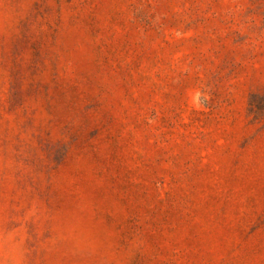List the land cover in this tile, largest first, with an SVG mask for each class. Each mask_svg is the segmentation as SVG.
<instances>
[{
    "label": "rangeland",
    "instance_id": "rangeland-1",
    "mask_svg": "<svg viewBox=\"0 0 264 264\" xmlns=\"http://www.w3.org/2000/svg\"><path fill=\"white\" fill-rule=\"evenodd\" d=\"M0 264H264V0H0Z\"/></svg>",
    "mask_w": 264,
    "mask_h": 264
}]
</instances>
